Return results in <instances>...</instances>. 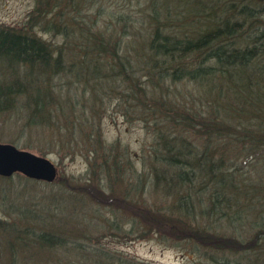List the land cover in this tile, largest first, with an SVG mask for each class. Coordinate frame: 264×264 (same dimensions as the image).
Instances as JSON below:
<instances>
[{
    "label": "rangeland",
    "instance_id": "1",
    "mask_svg": "<svg viewBox=\"0 0 264 264\" xmlns=\"http://www.w3.org/2000/svg\"><path fill=\"white\" fill-rule=\"evenodd\" d=\"M198 1L185 3L197 5ZM168 2L175 6H167L173 18L190 7L182 1ZM148 3L0 0V26L24 29L47 41L63 55L66 70L51 78L30 79V96L47 89L43 107L30 103L24 94L13 106L0 110V143L45 157L56 169L52 182L20 174L0 176V264H264V246L259 254V249L251 250L253 244L236 252H215L189 239L170 237L147 221L166 217L178 194L153 186V172H169L157 162L162 150L156 142L164 122H169L164 112L147 114L149 103L153 100L167 109L195 114L208 108L205 80L200 87L188 79L143 76L146 55L137 40L148 38ZM81 18L93 19L94 29L102 31L106 40L119 41V54L136 70L142 90L130 87L128 92L126 81L116 82L106 70L97 78L75 72L73 68L80 67L75 63L79 52L69 38L73 19ZM52 20L58 27L48 29L53 27ZM192 21L181 22L187 23V35L200 27ZM13 72L24 75V69L0 61V81L13 79ZM185 130L177 132L197 145L204 143L203 137ZM232 164L229 173L237 169L243 178L258 177L254 161L242 158ZM259 207L264 213V199ZM250 217L244 220H254V215ZM244 220H232L235 231L225 233L245 235L250 227ZM39 233L54 235L61 245L41 244ZM249 238L247 234L245 240Z\"/></svg>",
    "mask_w": 264,
    "mask_h": 264
},
{
    "label": "trees",
    "instance_id": "2",
    "mask_svg": "<svg viewBox=\"0 0 264 264\" xmlns=\"http://www.w3.org/2000/svg\"><path fill=\"white\" fill-rule=\"evenodd\" d=\"M168 1L186 0H149L148 38L137 40V47L146 55L143 76L188 79L200 87L205 80L208 108L195 114L167 109L153 100L149 103L147 114L164 112L169 122H164L156 136L162 150L157 162L169 172H153V186L178 194L166 209V217L147 221L170 237L189 239L215 252H236L253 244L251 250L259 249V254L264 246V213L259 207L264 199V0H200L197 5L185 3L189 9L174 18L167 6H175ZM192 18L200 27L187 35V23L181 22ZM72 22L73 36L69 39L74 40L72 47L78 48L75 63L80 66L73 68L75 72L97 78L106 70L116 82L126 81L128 92L130 87L143 89L136 70L119 54V41L106 40L102 31L94 29L93 19ZM52 24L48 29L58 27L54 21ZM174 29L181 33L173 34ZM0 61L24 69V75L13 72V79L0 81V110L10 108L24 94L30 103L43 107L47 89L30 96V79L38 75L51 78L66 71L60 51L55 52L33 33L12 27L0 26ZM179 129L203 137L204 143L197 145L179 134ZM242 158L254 161L258 177L243 178L237 169L229 173L232 163ZM249 214L250 219L254 215L250 222L244 220ZM225 218L223 225L220 221ZM232 220H244L250 229L245 235L225 233L235 231ZM247 234L250 238L245 240ZM37 237L43 245H61L52 234L39 233Z\"/></svg>",
    "mask_w": 264,
    "mask_h": 264
},
{
    "label": "water",
    "instance_id": "3",
    "mask_svg": "<svg viewBox=\"0 0 264 264\" xmlns=\"http://www.w3.org/2000/svg\"><path fill=\"white\" fill-rule=\"evenodd\" d=\"M13 174L36 181L52 182L56 169L45 157L17 149L11 144L0 143V176L8 178Z\"/></svg>",
    "mask_w": 264,
    "mask_h": 264
}]
</instances>
